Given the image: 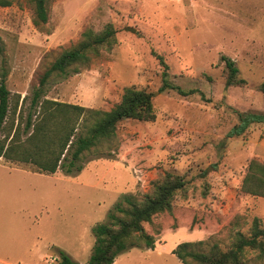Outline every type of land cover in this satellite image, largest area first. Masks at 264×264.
<instances>
[{"label": "rangeland", "instance_id": "374dc122", "mask_svg": "<svg viewBox=\"0 0 264 264\" xmlns=\"http://www.w3.org/2000/svg\"><path fill=\"white\" fill-rule=\"evenodd\" d=\"M46 7L39 26L31 0L0 7V75L11 105L15 95L19 106L27 98L22 123L58 54L85 31L108 26L111 46L78 73L49 78L42 97L109 110L134 87L153 95L155 119L121 122L113 157L88 159L76 174L39 175L0 158V264H56L59 248L86 264L92 228L124 195L149 192L165 173L185 186L171 213L143 225L154 249H130L114 264H181L172 254L177 245L225 233L236 215L247 220L243 232L253 218L264 228V198L240 191L249 161L264 164V122L231 134L238 114L264 113V0H47ZM222 56L234 61L244 86L226 85ZM163 79L181 92L160 91ZM41 250L44 259L23 262Z\"/></svg>", "mask_w": 264, "mask_h": 264}, {"label": "trees", "instance_id": "16d2710c", "mask_svg": "<svg viewBox=\"0 0 264 264\" xmlns=\"http://www.w3.org/2000/svg\"><path fill=\"white\" fill-rule=\"evenodd\" d=\"M12 0H0V7H8ZM34 9V25L47 22V0H31ZM114 30L106 27L94 34L85 31L81 40L72 48L58 54L44 71L41 89L36 88L24 122L22 107L27 98L15 95L10 103L6 86V73L0 75V158L10 163L26 165L30 171L53 175L63 171L65 175L81 172L88 159H110L115 154L118 125L127 120L150 122L155 119L153 95L134 87L123 89L120 101L109 110L88 108L77 104L58 102L42 97V87L51 77H66L87 67L103 46H111ZM162 65L166 67L162 58ZM227 86H244L238 77L234 61L222 56ZM165 72L162 73V78ZM179 89L162 80L160 91ZM264 94V81L259 86ZM184 94V93H182ZM19 113L16 118V113ZM239 124L231 134L238 136L252 123H263V114H238ZM17 121V123H16ZM185 186L183 177L165 173L151 182V190L141 195H124L107 213L106 220L92 228L95 238L92 252L86 264H113L115 259L130 249L153 250L155 238L146 233L144 224L161 214L171 213L175 194ZM240 191L264 198V164L255 159L249 161L242 179ZM245 217L236 215L225 233L212 235L206 240L177 245L172 254L181 264H264V228L253 218L246 232ZM155 234H159L158 229ZM56 264H79L64 251L57 250Z\"/></svg>", "mask_w": 264, "mask_h": 264}, {"label": "crops", "instance_id": "0c3cea01", "mask_svg": "<svg viewBox=\"0 0 264 264\" xmlns=\"http://www.w3.org/2000/svg\"><path fill=\"white\" fill-rule=\"evenodd\" d=\"M57 173V172H56ZM56 173L55 174H53V175H56ZM35 174H37V173H35ZM39 175H42V174H39ZM53 175H47V176H53ZM58 248V247H57ZM44 250H45V248H43ZM59 250H61V251H64V250H62L61 248H59ZM65 252V251H64ZM45 256H47L45 253H43L42 252V250L41 251H39L38 253H36L35 255H34V257H27V259H25V260H23V262H27V261H29V262H36V261H39V260H42V259H44L45 258ZM53 260L54 261H57V257H53ZM115 263V262H114ZM113 263V264H114Z\"/></svg>", "mask_w": 264, "mask_h": 264}, {"label": "water", "instance_id": "95a60500", "mask_svg": "<svg viewBox=\"0 0 264 264\" xmlns=\"http://www.w3.org/2000/svg\"><path fill=\"white\" fill-rule=\"evenodd\" d=\"M126 30H127V31H130V32H134V29H133V28H129V27H127Z\"/></svg>", "mask_w": 264, "mask_h": 264}]
</instances>
